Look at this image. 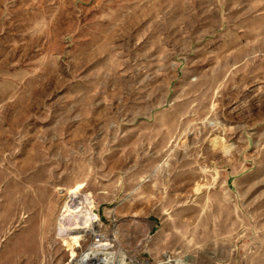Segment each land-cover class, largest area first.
<instances>
[{"label": "rangeland", "instance_id": "1", "mask_svg": "<svg viewBox=\"0 0 264 264\" xmlns=\"http://www.w3.org/2000/svg\"><path fill=\"white\" fill-rule=\"evenodd\" d=\"M89 228L264 264V0H0V264H79Z\"/></svg>", "mask_w": 264, "mask_h": 264}, {"label": "built area", "instance_id": "2", "mask_svg": "<svg viewBox=\"0 0 264 264\" xmlns=\"http://www.w3.org/2000/svg\"><path fill=\"white\" fill-rule=\"evenodd\" d=\"M92 221L96 224V219ZM86 235L88 242L79 252L77 263L82 259L84 264H124L125 256L112 248V239H108L98 228H89Z\"/></svg>", "mask_w": 264, "mask_h": 264}, {"label": "bare ground", "instance_id": "3", "mask_svg": "<svg viewBox=\"0 0 264 264\" xmlns=\"http://www.w3.org/2000/svg\"><path fill=\"white\" fill-rule=\"evenodd\" d=\"M79 264H84V262H82V259H80V262H79Z\"/></svg>", "mask_w": 264, "mask_h": 264}]
</instances>
